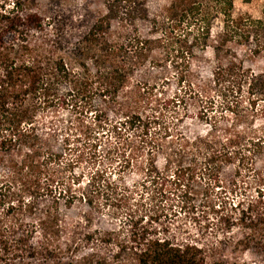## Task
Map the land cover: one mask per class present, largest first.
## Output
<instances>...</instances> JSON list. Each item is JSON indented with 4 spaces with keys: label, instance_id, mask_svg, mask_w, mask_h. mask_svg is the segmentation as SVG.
<instances>
[{
    "label": "rangeland",
    "instance_id": "374dc122",
    "mask_svg": "<svg viewBox=\"0 0 264 264\" xmlns=\"http://www.w3.org/2000/svg\"><path fill=\"white\" fill-rule=\"evenodd\" d=\"M168 2L148 0V8L155 12ZM26 3L40 13L45 34L63 55L74 49L107 12L105 0ZM263 7L264 0H235L234 13L260 17ZM117 20L113 22L114 30L118 29ZM137 25L150 35L149 25ZM228 47L230 50L220 55L211 47L197 51L187 78L180 83L178 69L168 64L170 61L153 68L152 59L161 56L155 46L147 62L130 74L116 95L96 88L89 91L87 86L76 101L62 102L42 113L39 127L54 154L53 160L44 162L47 172L41 178L42 190L33 193L37 182L26 175L14 184L17 192L10 203L16 207L15 215L25 221L33 222L43 215L57 217L59 234L46 243L43 235L36 233L32 242L37 250L53 252L55 257L18 260L16 264H138V249L166 237L199 247L198 255L205 258V264H264L258 256L233 243V238L242 236L240 230L227 233L231 240L221 242L226 234L222 220L229 211L221 210L218 204L223 196L236 201L239 193L232 195L221 192L220 186L208 187L207 178L199 170L190 181L194 194L186 206L180 192L168 193L177 167L187 169L193 163L192 153L183 156L178 150L183 135L190 139L209 137L221 147L237 134L248 133L255 119L257 125H264V118L252 116L248 97H224L212 82L215 67L234 55L247 68L264 73V51L254 55L251 44L229 43ZM83 63L96 76L95 81L109 65L106 56H87L73 62V67L81 71ZM188 82L194 84L198 94L184 93ZM144 83L154 86L153 93L143 92ZM59 92L62 97H71L66 83ZM125 102L137 106L123 108L120 103ZM68 135L70 140L63 141ZM246 155L252 157L256 168L264 170V150L252 154L240 150L231 163L220 168L219 177L225 184L232 181L240 159ZM246 162L248 159L243 169ZM22 188L27 191L22 192ZM27 205H32V212Z\"/></svg>",
    "mask_w": 264,
    "mask_h": 264
},
{
    "label": "trees",
    "instance_id": "16d2710c",
    "mask_svg": "<svg viewBox=\"0 0 264 264\" xmlns=\"http://www.w3.org/2000/svg\"><path fill=\"white\" fill-rule=\"evenodd\" d=\"M26 2L0 0V264L55 257L53 252L37 250L32 242L36 233H41L46 243L54 240L59 234V219L43 215L33 222L25 221L15 215L16 207L10 203L17 192L14 184L26 175L37 182L33 193L43 188L40 182L44 171L47 172L44 162L54 157L39 127L44 111L62 102L76 101L87 86L89 91L96 88L104 94L116 95L130 74L147 62L155 46L161 50V56L152 59L153 68L170 61L168 64L178 69L180 83L187 78L197 51L211 47L220 55L230 50L229 43L251 44L254 55L264 51V7L262 15L254 17L249 13L236 16L235 0H169L155 12L149 10L148 0H105L107 12L74 49L63 55L45 34L40 13ZM115 20L117 30L113 29ZM138 23L149 25L150 35L143 33ZM217 25L219 30L215 32ZM87 56L107 58L108 69L97 76L98 81L87 63H83L81 71L73 67V62ZM212 75L214 88L220 95L248 97L252 116L264 118V73L247 68L234 55L219 63ZM64 83L71 88L70 98L60 95ZM142 89L149 95L154 86L144 83ZM194 89V84L188 82L184 93L198 94ZM120 105L130 109L136 104ZM118 128L115 124L114 129ZM181 139L178 150L183 156L192 153L193 163L187 169L177 167L174 185L168 193L180 192L181 202L186 206L194 194L190 181L198 176L197 170L207 178L208 187L220 186L221 192L232 195L239 193L236 201L223 196L218 204L221 210L229 211L222 220L226 234L221 242L231 240L227 233L238 229L242 236L233 238V243L264 262V170L256 168L252 157L246 155L240 159L231 182L225 184L219 177L222 164L231 163L240 150L250 154L264 150V125H257L255 119L248 133L237 134L221 147L209 137L190 139L183 135ZM69 140L70 135L63 139ZM232 146L234 151L229 149ZM246 159L247 167L243 169ZM27 208L33 211L32 205ZM200 251L194 244H179L166 237L151 240L136 255L138 264H205V258L198 255Z\"/></svg>",
    "mask_w": 264,
    "mask_h": 264
}]
</instances>
